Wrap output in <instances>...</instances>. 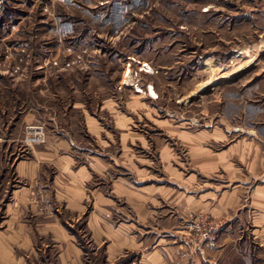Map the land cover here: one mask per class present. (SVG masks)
<instances>
[{"label": "rangeland", "instance_id": "obj_1", "mask_svg": "<svg viewBox=\"0 0 264 264\" xmlns=\"http://www.w3.org/2000/svg\"><path fill=\"white\" fill-rule=\"evenodd\" d=\"M149 84L156 97L135 91ZM237 90L244 105L264 110V0H0V264L139 261L141 251L107 248L111 224L90 196L99 176L85 170L79 203L67 191L70 174L80 163L103 169V154L132 189L146 185L147 215L121 201L110 215L115 243L123 223L139 237L175 210L169 183L189 166L175 132L200 130L202 111ZM199 212L209 213L182 223ZM241 238V264H264V234ZM146 239L144 256L156 244Z\"/></svg>", "mask_w": 264, "mask_h": 264}, {"label": "crops", "instance_id": "obj_2", "mask_svg": "<svg viewBox=\"0 0 264 264\" xmlns=\"http://www.w3.org/2000/svg\"><path fill=\"white\" fill-rule=\"evenodd\" d=\"M231 94L219 97L215 102L216 108L211 113L202 111L206 118L200 130L191 129L180 133L177 129L175 132L178 134L176 139L186 151L185 157L189 165L188 168L181 166L177 170L181 182L175 179L171 180L173 183H169L171 187L168 190L176 193L170 200L175 210H170L162 221L164 224L161 222V225L142 228L143 231L137 232L139 237L134 232L133 235L128 234L130 228L122 222L121 241L115 243L116 231L112 224L111 209L116 202L121 201L128 208L137 207L141 210L139 212H145L148 200L151 202V197L144 194L146 185L135 187L142 188L141 190L132 189L126 179L127 174L114 171L111 165L113 158L103 154L97 156L98 160H108L110 165L106 164L103 169H88L80 163L77 172L70 174L72 184L67 186V191H74L72 197L79 203L84 198L83 190L88 181L84 178V172L89 171V180L94 175L99 176L101 182L92 186L90 194L94 208L103 213L96 217L111 224L106 226L105 231V236L110 240L107 248L112 244L113 249L116 247L117 254L121 248L135 253L141 251L142 258L129 264H241L242 260H247L239 250L241 233L249 232L254 239L261 240L264 234V118L259 116L264 110L253 111L250 104L248 107L244 105L243 102L246 101L241 90ZM215 117L219 118L214 120ZM89 122L90 131L97 136L100 130L98 124ZM178 189L184 192L179 196L185 202V205H181V214H177V205L181 201L177 199ZM198 210L207 211L216 219H224L225 225L212 244L201 245L196 249L184 241L186 238L182 221L186 214ZM145 214L147 215L146 212ZM100 220L96 219L95 223H100ZM137 220H146V216L142 218L138 214ZM145 234H152L156 244L144 256V244L148 236ZM135 238L139 240L136 241Z\"/></svg>", "mask_w": 264, "mask_h": 264}, {"label": "built area", "instance_id": "obj_3", "mask_svg": "<svg viewBox=\"0 0 264 264\" xmlns=\"http://www.w3.org/2000/svg\"><path fill=\"white\" fill-rule=\"evenodd\" d=\"M142 67L147 72V69L144 66ZM126 71L128 74L131 72L128 67ZM224 225L225 223L223 221L212 217L208 213L199 212L195 215L194 219H186L182 223L186 238L184 241L195 248H199L201 245H210L215 240L217 233L223 229Z\"/></svg>", "mask_w": 264, "mask_h": 264}, {"label": "bare ground", "instance_id": "obj_4", "mask_svg": "<svg viewBox=\"0 0 264 264\" xmlns=\"http://www.w3.org/2000/svg\"><path fill=\"white\" fill-rule=\"evenodd\" d=\"M252 57V56H251ZM252 60V58H249L246 62H239V63H237L231 70H229L225 75H223L222 77H228V76H230V75H233L234 73H236L237 71H239V70H241L243 67H244V65H245V63H248V62H250ZM147 70V72H152V67L150 66V65H148L147 63L145 64V66H144ZM246 67V66H245ZM214 80H215V78H214V76L212 75L211 76V78H209L204 84H202L200 87H199V89L201 88H204V87H206V86H208L209 84H211V83H213L214 82ZM122 82H123V84H129V74H128V72L126 71L125 73H124V75H123V78H122ZM136 88L137 89H135V91H139V92H141V93H147V94H149V95H151V97H156L157 95H156V93H155V91H154V89H153V87H152V85H150L149 84V86L147 87V88H141L140 86H138V85H136Z\"/></svg>", "mask_w": 264, "mask_h": 264}]
</instances>
